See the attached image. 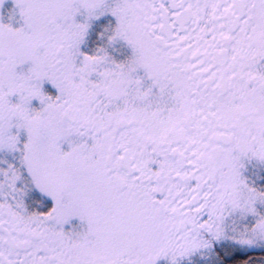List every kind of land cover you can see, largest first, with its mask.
I'll use <instances>...</instances> for the list:
<instances>
[{
	"label": "snow or ice",
	"instance_id": "obj_1",
	"mask_svg": "<svg viewBox=\"0 0 264 264\" xmlns=\"http://www.w3.org/2000/svg\"><path fill=\"white\" fill-rule=\"evenodd\" d=\"M0 0V264H264V0Z\"/></svg>",
	"mask_w": 264,
	"mask_h": 264
},
{
	"label": "flooded vegetation",
	"instance_id": "obj_2",
	"mask_svg": "<svg viewBox=\"0 0 264 264\" xmlns=\"http://www.w3.org/2000/svg\"><path fill=\"white\" fill-rule=\"evenodd\" d=\"M9 7H11L10 0H9L8 3L5 4V8H6V9L9 8Z\"/></svg>",
	"mask_w": 264,
	"mask_h": 264
}]
</instances>
